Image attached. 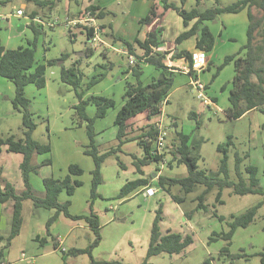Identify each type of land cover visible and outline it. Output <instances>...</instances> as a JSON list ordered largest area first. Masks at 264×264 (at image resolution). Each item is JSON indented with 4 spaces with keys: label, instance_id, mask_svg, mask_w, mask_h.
Masks as SVG:
<instances>
[{
    "label": "rangeland",
    "instance_id": "374dc122",
    "mask_svg": "<svg viewBox=\"0 0 264 264\" xmlns=\"http://www.w3.org/2000/svg\"><path fill=\"white\" fill-rule=\"evenodd\" d=\"M221 4H230L234 0H218ZM91 3L99 4L108 14L98 23L112 24L116 34L132 41L136 36L142 37L146 25L142 26L139 20L145 17L153 4L150 0H56L52 8L40 6L34 0H12L0 3V12L8 15L9 19L0 20V39L6 47L14 48L27 45L28 40L37 37L36 60L43 62L49 59L60 58L67 54V58L60 63L48 67L46 75L47 85L40 89L34 83L26 86V96L31 99L30 110L34 113L33 119L37 124L33 131V138L42 143H50L52 151L36 153L33 163L41 164L51 159V164L43 165L37 172L30 174V183L39 193L44 192L43 178L54 176L65 177L69 173L70 164H78L84 170L79 177L83 182L75 194L69 197L65 192L61 199H71L70 211L74 215L90 214L89 201L91 200V171L94 168L92 156L85 153L90 143L86 131V123H80L74 117L73 105L79 100L73 87L61 80V65L69 67L78 58L91 62V66L83 65L86 73L85 81L94 74L104 72L109 62L113 67L108 69V75L89 90V94L103 95L113 98L116 107L109 110L104 118H97L94 122L95 143L99 151L106 152L118 144L115 119L123 103L125 81L130 64L127 55L114 50L110 45L122 49L126 47L122 42L113 43L106 34L109 28L102 29V39L108 44H100L101 50L109 53L104 57L97 50L91 55H83L89 42L85 29L80 25L68 24L69 17L79 16ZM212 0H203L201 6H212ZM188 7L195 6L196 0H188ZM18 8L24 9V16H17ZM37 11V17L44 23L32 21L31 12ZM78 12L76 15L73 13ZM256 17L261 10L253 7ZM167 21L177 28V21L171 16ZM28 23V24H27ZM35 24V30L30 26ZM216 37L214 49L208 54H214L213 63L209 69L199 72V78L207 85L205 97L210 104L198 97V91L192 84L190 74L176 73L173 87L167 101L163 103L161 116L149 121L145 116H139L130 121L129 137L143 132V127L152 122H160L167 132V147L174 149L178 142V131L191 135V141L198 143L193 152L200 155L199 168L216 174L219 168L222 152L218 145L226 141L228 135L233 136L234 144L229 149V172L232 179H236L235 153L244 157L242 170L248 176L246 166L253 164L258 167L260 185L264 189V113L258 109L245 113L240 118H230L225 109L229 105V95L233 77L236 74L233 62L225 65L214 77L216 67L223 63L227 54L237 53L247 42L249 22L247 14L225 12L214 20L206 21ZM107 27V26H106ZM74 36H70L69 30ZM84 30V31H83ZM171 32V31H170ZM169 32V33H170ZM136 47H138L136 45ZM136 48V53H139ZM128 51V50H127ZM170 51V50H169ZM85 54V53H84ZM136 55V54H135ZM95 65V66H94ZM104 65V66H103ZM87 66V67H86ZM143 73L140 80L148 84L154 77L159 76L155 66L142 64ZM133 76H131L132 79ZM130 79V80H131ZM136 79V77H135ZM3 86L0 87V135H15L25 137L23 132V115L14 108L11 94L14 84L7 78L0 76ZM13 86V89L11 88ZM84 86V85H83ZM197 114V119L192 117ZM87 113L94 117L96 107L87 106ZM177 125H173V122ZM160 125V124H159ZM144 148L136 140L125 143L121 151L108 156L102 165L103 182L98 187L100 196L94 201V211L99 215L102 240L92 254L96 260H119L124 263L141 264L147 255L151 237L153 220L156 211L162 206V220L160 228L163 234L169 230L184 235L191 234L193 242L180 253H161L148 260V264H204L211 259V264H261L258 255L264 249V205L255 216V220L247 227H239L233 237L230 253L233 255L246 254L247 256L231 259L221 254L226 241L222 234L229 230L228 221L232 216L242 214L251 206L264 199L260 193L235 194L230 188L224 189V203L216 201V190L208 192L205 203L208 211L196 209L198 200L192 195H199L201 189L190 192L183 203L177 202L172 193L179 192L177 185L172 191L163 190L158 181L155 182L158 192L153 197H145L134 191L124 198L118 194L122 186L128 181L139 177L154 178V174L168 177H183L188 173L185 164L168 165L172 154L165 152L166 161L152 160L142 166L144 173L138 172L134 161L136 157H144ZM119 157V159H118ZM21 154L3 152L0 160L5 165L4 179L15 183L18 191L24 188L22 171L19 167ZM13 200L6 204L0 202V235L7 236L11 228ZM186 211H193L190 218ZM55 213V209L36 207L31 199L24 201V222L21 233L13 240L11 247L5 252L3 261L13 264H90L88 253L70 255L72 248H86L95 239V233L85 218L73 220L63 213L50 226L47 234V222ZM217 213V215H215ZM224 216L220 220L219 216ZM40 239H37V236ZM42 237H45L42 240ZM61 237L62 245L68 249L63 253L55 249L54 238ZM211 237H217L211 240ZM4 242H0V247ZM23 253L25 254L23 256ZM1 263V262H0Z\"/></svg>",
    "mask_w": 264,
    "mask_h": 264
},
{
    "label": "trees",
    "instance_id": "16d2710c",
    "mask_svg": "<svg viewBox=\"0 0 264 264\" xmlns=\"http://www.w3.org/2000/svg\"><path fill=\"white\" fill-rule=\"evenodd\" d=\"M12 0H0L1 4L8 3ZM37 5H44L52 8L56 0H34ZM60 1V0H59ZM158 1L159 5L164 11L174 9L181 16L183 23L187 26L193 22L189 29L180 33L176 39V44H180L185 39H188L197 34L196 48L203 49L206 52L213 50L216 42V37L211 31L205 21L214 20L218 15L224 12H239L243 8L249 9V25L247 29L246 44L234 54L227 55L222 64L216 67V72L213 75L216 77L220 70L227 64L233 62L236 69V74L232 80L230 90L229 105L225 109L226 114L230 118H240L245 113L252 110H260L264 113V0H237L229 5H220L216 7H208L201 10L199 6L202 0H196L197 6L188 10L185 8L187 0H150ZM253 7L261 10V15L256 17L253 12ZM90 11L98 20L105 18L108 14L104 8L99 4L91 3L85 8ZM37 16V11L31 12V17ZM158 16L157 4L153 3L149 13L139 20L141 25L151 23L155 17ZM0 20H2L0 16ZM30 26L35 30V24ZM103 28H109L107 35L113 43L122 42L129 53L136 54L135 56L142 61L153 64L159 70V76L154 77L148 84H143L140 76L143 73L140 62L134 65L130 64V69L136 77L135 82H127L124 93V103L115 119V124L118 127L117 139L118 144L106 152H100L95 143V128L94 122L97 118H104L110 108L116 106V101L113 98L91 94L86 97V93L98 82L107 76L108 69L112 68V64L106 66L104 72L94 74L86 83H84L86 74L82 70V57H78L71 66L66 67L62 65L60 71L61 80L70 84L78 98V102L73 105L74 117L82 125L86 123V131L90 138V143L85 150V153L92 156L94 161V168L91 171V200L89 201L90 214L74 215L70 212L71 199H61V194L65 192L69 197L75 194L78 187L82 186L83 182L74 178L83 174V169L78 164L69 165V173L64 178H55L54 176H47L43 178L44 192L39 193L30 183V174L37 172V169L43 165L51 164V159H46L41 164L33 163V157L36 153H45L52 151L50 143H42L33 138V131L37 124L33 119L34 113L30 110L31 99L25 94L26 86L34 83L38 88L46 86V69L48 66L55 65L58 61L65 60L66 54L57 59H49L45 62H37L36 49L37 37L34 40H28L27 45H20L16 48H7L0 39V76L7 78L15 85V96L12 99L14 108L18 109L23 115V132L25 137L17 138L11 134L8 136L0 135V158L3 152L21 154L20 169L23 175L24 188L18 191L14 182L4 179L5 165L0 160V202L5 203L13 200V211L11 218V228L7 236L0 235V242L4 243L0 247V262L3 261L5 252L11 247L13 240L21 233L24 217L23 206L24 201L31 199L36 207H43L47 209H55V213L49 218L47 222V234H50V226L59 217L61 213L71 219L79 220L85 218L89 226L95 233V239L86 248H72L69 250L70 255H79L88 253L90 256V264H130L119 260L105 261L96 260L92 254L93 249L98 246L102 240L101 225L99 215L94 211L93 205L96 198L100 196L98 187L103 182L102 165L105 159L111 154L121 151L122 146L130 141L136 140L138 144L144 148V157L134 161L137 171L144 173L142 166L148 164L152 160L162 161L165 153L158 155L154 153V141L159 130V123L152 122L143 127V132L129 137L128 129L131 127L129 123L131 119L138 114L146 113L148 120L158 117L162 113L163 103L167 101L174 83L175 72L169 69L164 60L168 57L169 51H161L159 48L165 43L164 27L158 26L155 30L147 32L144 39L136 36L132 41L116 34L113 30L112 24L109 26L106 23H101ZM107 26V27H106ZM92 29L86 32L87 37L92 36ZM70 35L74 36L72 30H69ZM136 45L143 50V54L136 53ZM94 52L90 47H86L84 53L86 56ZM103 56L107 55L103 53ZM170 58L180 59L184 58L190 67H192L193 53L187 49L175 48ZM104 66V65H103ZM108 68V69H107ZM209 68V64L208 67ZM193 74V73H192ZM84 85V86H83ZM93 104L96 107L94 117L87 113V106ZM192 117L199 120L197 114L192 112ZM177 125V122H173ZM178 142L174 144V149H169L172 158L168 162L170 167L173 164H185L188 170L186 176L183 177H168L159 175L158 184L160 187L168 192H171V187L175 185L180 186L179 193H172L173 198L183 203L187 195L193 192L197 185H204L205 190L198 195V204L196 209L208 211V205L205 203V196L208 192L216 189V201L224 203L222 198L224 189L230 188L233 193L245 195L251 193H260L264 195V189L260 185L258 177V167L250 164L246 166L248 176H245L242 170V162L244 157L239 152L235 153L236 161V179L230 177L229 172V149L234 144L233 136H227L226 141L218 145V150L222 152L219 168L216 174L210 173L206 169L199 168L198 162L199 154L193 152L194 148L198 147V143L191 141V135L183 131H178ZM119 159V157H118ZM149 179L147 177H139L125 183L119 194V198H123L136 190L140 186H147ZM264 205V199L259 203L251 206L245 212L239 215L232 216L228 221L229 230L224 232L221 236L225 239L226 244L221 249V254L230 257L231 259L247 256L246 254L233 255L230 253V246L232 245V237L239 227H247L254 220L258 209ZM185 214L190 218L193 211H187ZM217 215V213H215ZM220 220H224V216H219ZM162 220V206L157 209L156 216L153 220L150 242L147 250L146 258L141 264H148L149 258L161 253H180L188 245L193 242L191 234H182L169 230L163 234L160 228V221ZM217 237H211L215 240ZM55 246L58 243L54 242ZM260 256L261 264H264V249L258 254ZM204 264H211V259H206Z\"/></svg>",
    "mask_w": 264,
    "mask_h": 264
},
{
    "label": "crops",
    "instance_id": "0c3cea01",
    "mask_svg": "<svg viewBox=\"0 0 264 264\" xmlns=\"http://www.w3.org/2000/svg\"><path fill=\"white\" fill-rule=\"evenodd\" d=\"M188 1V0H187ZM203 1V0H202ZM213 1V3H212V6L211 7H216V6H220V5H223V6H225V5H229V4H221L218 0H212ZM235 1H237V0H234L233 2H235ZM232 2V3H233ZM153 3H156L157 4V13H158V16L157 17H155L154 18V20L151 22V23H148V24H143L142 26H144V25H146V28H145V31H144V34H143V36L142 37H139L140 39H144L145 37H146V35H147V32H149V31H152V30H155L158 26H163L164 27V35H163V38L165 39V43L159 48V50H161V51H169V54H168V57L164 60V62H165V64L166 65H168L169 66V69H171V70H173L174 72H175V74L176 73H184V74H187V72H186V68H187V66H188V62L184 59V58H180V59H174V60H172L171 58H170V56H171V54L173 53V51L175 50V48L176 47H178V49H187V50H189V51H191V52H193V51H195L197 48H196V41H197V34L196 35H194V36H192V37H190V38H188V39H185L183 42H181L180 44H176V42H175V39H176V37L180 34V33H182V32H184L185 30H187V29H189L190 28V26L192 25V23L194 22H190V24L189 25H185L184 23H183V20H182V18H181V16L177 13V11L176 10H174V9H169V10H166V11H164L163 10V8L161 7V5H159V3H158V1H153ZM231 4V3H230ZM195 6H197V4L195 5ZM195 6H191V7H188V5H187V2H186V4H185V8L186 9H188V10H190V9H192L193 7H195ZM199 8L201 9V10H204V9H206V8H203V6H199ZM18 9H21V8H18ZM23 9V8H22ZM78 12H80V10H78L77 12H75V13H73L72 15H76ZM244 12H246V14H247V20H248V22H250V19H249V9H248V7H245V8H243L241 11H239V12H233V13H244ZM225 13V12H224ZM0 16H1V18L2 19H9V16L8 15H4L3 13H1L0 12ZM170 16L175 20V21H177V28L176 29H174V27L172 26V23H170L169 21H167V19L169 18L170 19ZM30 18H31V16H30ZM35 18H37V19H40V17H35ZM205 23H206V21H205ZM28 24V23H27ZM171 31V32H170ZM85 32V31H84ZM170 32V33H169ZM71 36V35H70ZM3 43V42H2ZM215 44H216V42H215ZM20 46V45H19ZM88 46V42H87V45H86V47ZM109 46L110 47H113L114 48V50H118L119 52H121L123 55H126L127 54V52H129V51H127V48L126 47H123L122 49H119V48H116L115 47V45H110L109 44ZM18 47V46H17ZM215 47V46H214ZM7 48H10V47H7ZM14 48H16V47H14ZM136 48H138L137 50H138V54H143V50L141 49V48H139V47H136ZM214 49V48H213ZM97 51V50H96ZM99 52H100V54H102L103 55V53H105L107 56V58H108V55H109V53H107L106 51H103V49L101 50H98ZM211 52V51H210ZM93 53H95V51L93 52ZM129 55H127V57H128V60H129V64H131L130 63V57L131 56H134V58L136 59L135 60V63H137V62H140V64H141V66H142V64H145V63H148V62H145V61H142V60H139L134 54H131V53H128ZM64 54H62L61 56H63ZM83 55H85L84 53H83ZM227 55H229V54H227ZM226 55V56H227ZM66 56H67V54H66ZM225 56V57H226ZM81 57V56H80ZM213 58H214V54L212 53L211 55L210 54H208V59H209V68L211 67V65H212V63H213ZM38 62V61H37ZM43 62H45V61H43ZM60 63H63V61H61ZM82 65H81V68H82V70H83V65H84V61H83V59H82ZM111 62H109V64H110ZM134 63V64H135ZM87 66H91V62H86L85 63ZM134 64H131V65H134ZM148 64H150V63H148ZM151 65H153V64H151ZM86 66V67H87ZM95 66V65H94ZM154 66V65H153ZM48 67H50V66H48ZM48 67H47V69H48ZM112 67H113V64H112ZM61 68H62V65H61ZM156 68V67H155ZM209 68H207V69H209ZM47 69H46V72H47ZM157 69V68H156ZM61 71V70H60ZM108 72L109 71H107V75H108ZM126 73H127V76H126V81H125V90H126V83L127 82H135L136 81V79H135V76H134V74L132 73V70L131 69H128V70H126L125 71ZM158 72H159V70H158ZM86 74V73H85ZM131 76H133L132 77V79H131ZM45 77H46V85H47V83H48V79H47V75H46V73H45ZM86 78V77H85ZM131 79V80H130ZM103 80V79H102ZM101 80V81H102ZM87 81H85L84 80V83H86ZM13 83V82H12ZM99 83V82H98ZM97 83V84H98ZM3 85H5V84H3V81H0V87L1 86H3ZM96 85V84H95ZM94 85V86H95ZM6 86V85H5ZM93 86V87H94ZM206 87H207V85H206ZM12 89H13V86L11 87ZM44 88V87H43ZM43 88H40V89H43ZM14 91L12 92V94H11V97H12V99L14 98V96H15V85H14V89H13ZM26 90V89H25ZM125 93V92H124ZM25 94H26V91H25ZM89 95H91V94H89V91L86 93V97H88ZM123 103H124V95H123ZM122 103V104H123ZM116 107V106H115ZM114 107V108H115ZM110 109H112V108H110ZM109 109V110H110ZM109 110H108V112H109ZM139 116H145L146 117V113H141V114H138L137 116H135V117H133L132 119H131V121L132 120H134L135 118H137V117H139ZM161 116V115H160ZM147 118V117H146ZM153 119H155V117L153 118ZM153 119L152 120H149V121H153ZM161 122H162V119H161ZM160 123V122H159ZM81 126V125H80ZM83 126V125H82ZM129 132H131V131H129ZM10 135V134H9ZM2 136V135H1ZM8 136V135H7ZM83 172H84V170H83ZM82 175V174H81ZM81 175H79V176H73L74 178H78V179H80L79 177L81 176ZM159 175H160V172H159V174L157 173V174H154V178H148L149 179V184L148 185H152V186H154V187H156V185H155V182L156 181H158V177H159ZM62 178H64V177H62ZM10 181V180H9ZM144 187L145 186H140L139 188H137L136 190H134V191H137L138 193H141L142 195H143V189H144ZM177 187H178V189H179V191L181 190L180 189V186L179 185H177ZM200 188L201 189V191H200V194L205 190V186L204 185H197V187L196 188ZM196 188H195V191H196ZM158 189V188H157ZM164 190V189H163ZM171 190H172V187H171ZM214 190H216V189H213V190H211L210 192H212V191H214ZM134 191H132V192H134ZM159 191V190H158ZM157 191V192H158ZM166 191V190H165ZM194 191V192H195ZM131 192V193H132ZM157 192H156V194H157ZM174 193V192H173ZM179 193V192H178ZM155 194V195H156ZM191 194V193H190ZM190 194H188V196H190ZM192 194H193V192H192ZM154 195V196H155ZM144 196V195H143ZM61 197V196H60ZM72 197V196H71ZM126 197V196H125ZM151 197H153V196H151ZM197 197H198V195L197 196H195V195H192V199L193 200H196L197 199ZM124 198V197H123ZM10 201V200H9ZM9 201H7V202H9ZM7 202H5V204L7 203ZM1 204H3L4 205V203H1ZM72 204V203H71ZM198 204V203H197ZM71 206V205H70ZM197 206V205H196ZM71 212V211H70ZM187 212V211H186ZM189 218V217H188ZM73 220H75V219H73ZM37 239H40V236L38 235L37 236ZM45 239V237H42V240H44ZM60 240H62V242L60 241ZM57 242L58 243V246H55L54 245V247H55V249H61V247H64L63 245H62V243H63V239L61 238V237H56V238H54V242ZM64 248H66V247H64ZM62 250V249H61ZM68 251V249L66 248V251H63V253H65V252H67ZM24 254V253H23ZM25 255V254H24ZM4 259H5V256H4ZM3 259V260H4Z\"/></svg>",
    "mask_w": 264,
    "mask_h": 264
},
{
    "label": "built area",
    "instance_id": "2783aa9c",
    "mask_svg": "<svg viewBox=\"0 0 264 264\" xmlns=\"http://www.w3.org/2000/svg\"><path fill=\"white\" fill-rule=\"evenodd\" d=\"M16 15L19 17L24 16L25 15L24 9H22V8L18 9L16 12ZM31 19H32V21H36V22H39L42 24L44 23V20L41 18L37 19L35 17L34 18L31 17ZM67 23L68 24L72 23L74 25L80 24L85 29V33L88 31V29L93 30L92 36L88 37V40H89L88 47H90L94 51L100 50L101 49L100 44H102V43L108 45L102 39L103 27L101 26V24L98 23V19L95 16H93L90 11L84 10V12H82V14L79 16L76 15L75 17H69L67 20ZM192 53H193L192 67H190L188 65L185 70L188 74L191 75V77L193 79L192 84L196 88V90L198 91V97L203 98L205 103L210 104L211 101L205 97V90L207 88L206 84L199 78V75H198L199 72L204 71L208 67V64H209L208 52H206L203 49H196ZM135 60L136 59L134 58V56L130 57V63L131 64H134ZM159 124L160 125H158L159 126L158 134L156 135V139L154 141V145H155L154 153L158 154V155H162L166 151L169 150V148L167 147V135L168 134L166 132V129L162 125V122ZM165 161H166V158L164 157L162 162L165 163ZM157 191H158L157 187H154L152 185H147L143 189V195L145 197H151V196H154ZM60 241L62 242V240H60ZM61 249H62V251H66V248H64V247H61ZM23 256H24V254H23ZM0 264H13V263L2 261Z\"/></svg>",
    "mask_w": 264,
    "mask_h": 264
}]
</instances>
